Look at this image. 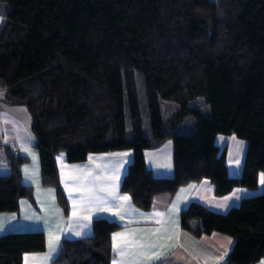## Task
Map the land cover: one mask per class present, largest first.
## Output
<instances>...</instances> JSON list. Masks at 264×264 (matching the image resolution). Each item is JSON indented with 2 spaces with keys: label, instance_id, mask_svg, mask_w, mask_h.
<instances>
[{
  "label": "trees",
  "instance_id": "obj_1",
  "mask_svg": "<svg viewBox=\"0 0 264 264\" xmlns=\"http://www.w3.org/2000/svg\"><path fill=\"white\" fill-rule=\"evenodd\" d=\"M0 94L27 109L42 183L62 191L56 157L133 151L121 191L149 211L156 196L209 180L219 197L256 191L264 175V0H0ZM199 99L210 114L193 106ZM219 136L247 142L241 177L229 176ZM174 145L173 178H157L145 151ZM0 213L19 211L34 192L22 184L28 158L3 147ZM181 227L196 237L235 240L225 264L264 257V191L227 213L191 203ZM94 235L65 240L55 264H111L120 226L93 223ZM46 249L41 232L0 237V264H23Z\"/></svg>",
  "mask_w": 264,
  "mask_h": 264
},
{
  "label": "crops",
  "instance_id": "obj_2",
  "mask_svg": "<svg viewBox=\"0 0 264 264\" xmlns=\"http://www.w3.org/2000/svg\"><path fill=\"white\" fill-rule=\"evenodd\" d=\"M3 10L5 7L0 6V27ZM219 137L216 143L221 149H226L229 176L241 177L244 166L231 171L228 147L219 144V139L226 138ZM3 147L12 148L28 158V163L22 167V184L32 188L34 196L32 201L21 199L18 212L0 213V237L10 233L41 232L46 238L45 251L26 253L23 264H55L63 242L93 236V223L99 219L121 227L112 236L111 264H225L235 240L221 233L194 236L181 227L182 211L196 202L225 214L239 206L243 199L264 191V183H261L264 175L260 176L258 190L236 188L222 197L215 194L211 181L203 180L185 185L173 195L156 196L152 208L143 211L135 206L129 194L121 191L129 167L134 162L133 151L92 154L81 163H69L66 155L60 154L56 163L68 205L65 210L59 203L57 191L43 186L29 112L25 107L8 104L0 94V176H9L11 169L3 160ZM144 155L147 167L155 177L175 176L172 142L146 150ZM25 169H28L27 173ZM120 197H128V200ZM76 232L80 235L77 236ZM116 234L123 235L117 239L118 248L114 249L113 237ZM50 241L55 251H52ZM155 255L160 258L155 259ZM257 264H264V257Z\"/></svg>",
  "mask_w": 264,
  "mask_h": 264
},
{
  "label": "rangeland",
  "instance_id": "obj_3",
  "mask_svg": "<svg viewBox=\"0 0 264 264\" xmlns=\"http://www.w3.org/2000/svg\"><path fill=\"white\" fill-rule=\"evenodd\" d=\"M194 107H197L201 110L206 111L210 114V109L204 106V100L199 99L193 103ZM229 136H220L219 138H226V139H219V144L223 145L224 147H228V159L231 164V171L239 169L241 166H244L245 156L247 152V142L244 140L239 139L236 136H232V139H227ZM225 140V142H223ZM222 142V143H220ZM241 167V169H242Z\"/></svg>",
  "mask_w": 264,
  "mask_h": 264
},
{
  "label": "snow or ice",
  "instance_id": "obj_4",
  "mask_svg": "<svg viewBox=\"0 0 264 264\" xmlns=\"http://www.w3.org/2000/svg\"><path fill=\"white\" fill-rule=\"evenodd\" d=\"M25 151H27V149H25ZM125 155H127V154H125ZM25 172L27 173V172H28V169H25ZM261 183H264V178H262ZM120 199H122V200H128V197H120ZM225 199H227V198H225ZM73 215H76V214L73 213ZM86 219H87V218H86ZM82 227H86V226L82 225ZM75 234H76L77 236H79V235H80V232H76ZM122 235H123V234H116V236L113 237V247H114V249L118 248V245H117L116 241H117V239H118L120 236H122ZM50 247L52 248V251H55V246H53V245L51 244V241H50ZM154 258H155V259H159L160 257H159V255H155ZM46 259H47V258H46Z\"/></svg>",
  "mask_w": 264,
  "mask_h": 264
},
{
  "label": "clouds",
  "instance_id": "obj_5",
  "mask_svg": "<svg viewBox=\"0 0 264 264\" xmlns=\"http://www.w3.org/2000/svg\"><path fill=\"white\" fill-rule=\"evenodd\" d=\"M0 19H2V18H0Z\"/></svg>",
  "mask_w": 264,
  "mask_h": 264
}]
</instances>
